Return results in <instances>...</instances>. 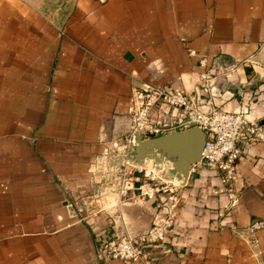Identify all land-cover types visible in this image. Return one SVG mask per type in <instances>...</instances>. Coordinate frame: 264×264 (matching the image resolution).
Segmentation results:
<instances>
[{
  "label": "crops",
  "instance_id": "1",
  "mask_svg": "<svg viewBox=\"0 0 264 264\" xmlns=\"http://www.w3.org/2000/svg\"><path fill=\"white\" fill-rule=\"evenodd\" d=\"M50 6L0 0V264H132L100 259L102 244L144 234L163 211L109 195L99 210L84 204L103 191L100 176L127 135L132 91L180 88L209 107L264 118V0ZM189 49L208 57L209 93ZM167 115L178 132L183 112ZM237 172L240 199L221 225L219 175L197 167L152 264H264V228L249 230L264 221L263 144L241 146Z\"/></svg>",
  "mask_w": 264,
  "mask_h": 264
},
{
  "label": "built area",
  "instance_id": "2",
  "mask_svg": "<svg viewBox=\"0 0 264 264\" xmlns=\"http://www.w3.org/2000/svg\"><path fill=\"white\" fill-rule=\"evenodd\" d=\"M188 53L197 59L199 67L205 69L198 75V85L203 92L209 93L214 74L209 67L208 57L199 55L195 49H189ZM169 110H178L185 116V120L177 126L178 131L195 127L205 134L201 160L190 167L187 180L170 174L163 164L150 160L141 164L130 161L138 140L158 138L175 129L167 121ZM251 112L250 107L233 112L209 107V103L198 102L194 95L180 88L169 91L143 85L134 89L128 108L127 135L113 156L117 159L114 158L116 164L108 166L107 171L100 176L101 183L105 185L103 191L84 204L89 210H99L100 201L109 195L113 196L110 197L112 200L116 199V203L123 200L149 201L155 208L162 210L163 215L155 217L144 234L134 237L116 235L105 241L99 258L105 261L152 264L150 250L164 243L176 226L181 190L187 185L190 176L197 173V167L201 164L213 167L223 185L226 200L218 208L217 216L220 224L224 225L240 199L237 163L241 146L264 145V118L253 117ZM106 189H109L108 193ZM263 228L264 221L259 219L249 225L251 232Z\"/></svg>",
  "mask_w": 264,
  "mask_h": 264
},
{
  "label": "water",
  "instance_id": "3",
  "mask_svg": "<svg viewBox=\"0 0 264 264\" xmlns=\"http://www.w3.org/2000/svg\"><path fill=\"white\" fill-rule=\"evenodd\" d=\"M205 134L198 128L170 133L149 140H138L132 152L131 163L154 161L165 165L170 174L187 180L189 169L201 160ZM69 212L73 214L71 208Z\"/></svg>",
  "mask_w": 264,
  "mask_h": 264
},
{
  "label": "rangeland",
  "instance_id": "4",
  "mask_svg": "<svg viewBox=\"0 0 264 264\" xmlns=\"http://www.w3.org/2000/svg\"><path fill=\"white\" fill-rule=\"evenodd\" d=\"M34 1H36V2H46V3H48L49 5H51L50 7H51V9H53V7H54V4L55 3H57V2H59V1H63V2H68L69 3V1L70 0H34ZM59 4V3H58Z\"/></svg>",
  "mask_w": 264,
  "mask_h": 264
}]
</instances>
